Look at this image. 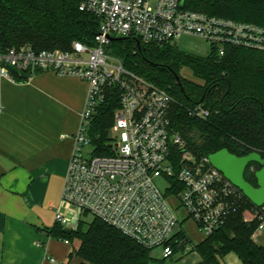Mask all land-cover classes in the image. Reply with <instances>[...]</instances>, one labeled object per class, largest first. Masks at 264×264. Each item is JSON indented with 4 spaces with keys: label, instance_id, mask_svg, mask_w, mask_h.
<instances>
[{
    "label": "built area",
    "instance_id": "built-area-1",
    "mask_svg": "<svg viewBox=\"0 0 264 264\" xmlns=\"http://www.w3.org/2000/svg\"><path fill=\"white\" fill-rule=\"evenodd\" d=\"M80 9L100 19L94 45L75 41L70 50L37 51L25 44L0 53L3 78L17 80L20 75L27 80L49 70L77 76L89 84L61 192V202L73 214L64 213L59 206L55 222L77 228L82 216L91 214L154 255L165 258L175 250L186 251L190 238L170 198H178L185 220L192 219L209 236L226 223L244 194L213 166L209 155L194 151L172 128L169 111L173 98L168 91L126 69L106 46L115 36L134 35L156 44L196 38L220 55L231 46L264 51V25L185 8L181 0H81ZM114 85L121 106L115 113L110 153L85 156V145L91 143L92 115L105 100V90ZM190 114L207 118L210 109L198 104ZM173 146L180 153L178 160ZM159 180L166 188L160 187ZM244 219L258 221L254 239L264 232V206L246 209ZM48 259L60 264L55 257Z\"/></svg>",
    "mask_w": 264,
    "mask_h": 264
},
{
    "label": "trees",
    "instance_id": "trees-1",
    "mask_svg": "<svg viewBox=\"0 0 264 264\" xmlns=\"http://www.w3.org/2000/svg\"><path fill=\"white\" fill-rule=\"evenodd\" d=\"M80 3L81 0H0V53L25 44L37 51L70 50L75 41L94 45L100 19L81 10ZM183 6L264 25V0H184ZM106 51L118 57L129 71L168 91L173 98L171 126L194 151L210 155L227 148L238 155L257 151L264 157V51L231 46L220 55L211 47L203 55L177 44L145 43L134 35L115 36ZM183 67L203 83L185 78L181 74ZM16 78L26 79L20 75ZM105 91L106 98L96 107L88 130L97 155L110 153L115 113L121 106L116 85ZM198 104L210 109L207 118L190 114ZM172 151L178 160V149L173 146ZM260 167L252 162L245 172L246 179L255 186ZM254 206L243 195L226 223L193 245L192 251L200 256L199 264H223L222 258L230 252L236 253L243 264H264V244L253 237L258 221L244 219V211ZM45 229L52 238L72 244L78 240L71 254L91 264L156 261L151 249L97 217L87 225L81 218L77 228L55 222Z\"/></svg>",
    "mask_w": 264,
    "mask_h": 264
},
{
    "label": "crops",
    "instance_id": "crops-1",
    "mask_svg": "<svg viewBox=\"0 0 264 264\" xmlns=\"http://www.w3.org/2000/svg\"><path fill=\"white\" fill-rule=\"evenodd\" d=\"M88 91L87 81L49 70L25 81L0 74V264H91L45 229L57 207L73 214L61 192ZM255 241L264 244V232ZM230 253L223 264H243Z\"/></svg>",
    "mask_w": 264,
    "mask_h": 264
},
{
    "label": "rangeland",
    "instance_id": "rangeland-1",
    "mask_svg": "<svg viewBox=\"0 0 264 264\" xmlns=\"http://www.w3.org/2000/svg\"><path fill=\"white\" fill-rule=\"evenodd\" d=\"M177 45L184 50L192 51L203 55L210 51V46L206 42L196 38L182 37L177 40ZM181 74L185 78L190 79L194 82L201 84L203 83V80H201L198 77H195L193 72L187 67H183L181 69ZM83 152L85 156L92 155V153L94 152L93 144L92 143L86 144ZM159 185L163 189L166 188V184L160 180H159ZM170 202L173 205V207L177 210L176 212L180 216V219L183 224V228L187 233L188 237L190 238V242L188 244L189 249L186 251H179L175 253L173 256L165 257V258H163L162 255L157 254L156 261H152L149 264H199L200 263L199 254L196 251H192V248L193 245L202 241L206 237V234L204 233V231L198 228V226L195 224V222L192 219L185 220V214L184 212H182L179 206L180 200L178 198L176 197L170 198ZM48 216H50L51 218V213L48 214ZM82 218L84 219L85 224L87 225L92 221L93 216L91 214L83 215ZM54 219H55V215L52 218L53 220L52 223L54 222ZM78 243L79 241L75 240L73 245L77 246ZM231 256H235L234 253L232 254L230 253V257Z\"/></svg>",
    "mask_w": 264,
    "mask_h": 264
},
{
    "label": "water",
    "instance_id": "water-1",
    "mask_svg": "<svg viewBox=\"0 0 264 264\" xmlns=\"http://www.w3.org/2000/svg\"><path fill=\"white\" fill-rule=\"evenodd\" d=\"M181 3L183 5L184 0H181ZM209 159L213 166L222 171L253 204L258 207L264 206V157L261 153L252 151L244 155H238L227 148H222L211 153ZM252 162L261 166L256 171L257 186L250 183L245 177L246 169Z\"/></svg>",
    "mask_w": 264,
    "mask_h": 264
}]
</instances>
